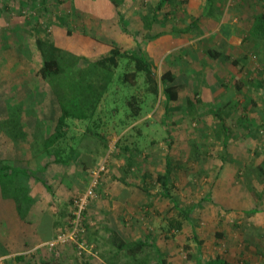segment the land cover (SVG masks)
<instances>
[{
  "label": "rangeland",
  "instance_id": "1",
  "mask_svg": "<svg viewBox=\"0 0 264 264\" xmlns=\"http://www.w3.org/2000/svg\"><path fill=\"white\" fill-rule=\"evenodd\" d=\"M103 1H109L111 6L94 3V6L89 5L92 11L86 15L75 9L72 0H0V148L4 137L11 136L2 123L5 118L3 99L11 94L28 95L30 99V96L53 92L49 83L39 81L37 77L43 61L37 52V39L53 42L57 32H62L63 38L71 41H74V34L82 33L100 44L110 43V35L116 32H128L136 38L131 22L140 15L131 10L134 7L132 0ZM211 1L165 0L162 8L157 10L160 0H141L143 18L148 23H154L155 18L159 22L148 29L144 20V30L137 32L139 41L146 43L157 32L181 40L180 48L172 46L154 66L158 81L163 72L173 70L175 83L184 87L179 101L166 111L161 91L156 98L144 97L142 76L135 85L123 82V74L131 67L126 66L125 60L120 61L111 79L101 70L99 74H89L87 82L104 87L109 82L104 94L105 103L101 102L100 113L97 111L94 118L79 122L80 126H74L73 132L74 120L69 119L70 130L63 140L66 144L79 145L82 138V147L93 154L94 159L97 157L95 163L94 159L90 160L89 183L92 172L107 159L106 172L102 173L95 198L84 213L85 233L78 242L56 248L45 245L26 255L3 254L7 250L0 243V264H157L159 256L152 246L137 255V263L127 253L118 251L107 232L111 228L108 222L115 223L119 236L126 242L151 237L150 241L159 248L165 264H197L198 261L203 264L213 258L229 260L230 264H250L253 254L264 252V226L260 228L262 232L257 233L258 226L254 224L257 220L249 213L255 206L264 208L261 176L264 171L259 174L258 169L264 162V117L259 115L264 112V95H257L254 90L255 85L262 84L264 92V39L261 51L252 37L247 39L245 36L247 32L250 35L255 17L264 13V0ZM109 8L113 18H101ZM121 12L125 18L123 23ZM195 20L197 23L193 25ZM237 40H240L239 48L234 45ZM170 45H173L172 41ZM92 50L93 46L86 53L71 52L82 58L79 62L71 57L61 59V62L69 69L83 68L89 60L106 54L102 49ZM208 50L241 63L246 57L248 59L244 65L240 64V69L233 67L232 59L212 58ZM220 65L223 68L216 71ZM211 75L216 78L212 79ZM246 80L252 85L246 84L245 93L242 90L233 99H228L232 88L238 84L243 86ZM249 90L254 99L245 106L243 100L248 98L246 91ZM131 95L144 101L142 118L149 115L147 124L137 125L139 130L135 131L127 117L130 111L127 98ZM189 99L195 102L194 110L188 106ZM21 103L16 101L7 118L19 113L37 117L36 110L29 107L34 101H27L28 109L19 112ZM214 112L226 120L228 142ZM167 159L173 168L170 189L179 206L169 215L167 212L172 204L160 196L161 186L156 180L157 175L165 171ZM87 163L88 160L83 164L85 171L88 170ZM17 175L14 182L4 179V191L19 203L20 215L34 223L32 214L25 211V191L20 187L22 175L19 172ZM110 184L118 189L130 186L131 192H135L132 201L118 202L111 197L107 191ZM254 194H262L258 205ZM76 197H72L68 205L62 204L60 216L64 218L61 221L64 231L69 227L72 202ZM98 202H101L100 206H110L111 212L117 211V214L109 215V221L104 219V213L101 219H96L98 208L94 205ZM189 210L188 218L184 219L183 211ZM169 218L181 221L182 229H170ZM258 222L263 223V220ZM193 226L201 246L193 238Z\"/></svg>",
  "mask_w": 264,
  "mask_h": 264
},
{
  "label": "crops",
  "instance_id": "2",
  "mask_svg": "<svg viewBox=\"0 0 264 264\" xmlns=\"http://www.w3.org/2000/svg\"><path fill=\"white\" fill-rule=\"evenodd\" d=\"M88 1L91 2V0H78V2L74 4L75 9L87 15L90 11H92L89 5H93L94 3V5H98V3H100V5L107 4L108 6H111L109 1L105 2L103 0H94L91 4H89ZM132 3L134 7L131 10L134 11V13H137V15H140L139 18L138 16H136L134 21L131 22L134 28V34H136V38H134L133 35H129L128 32H116L110 35L112 37L108 39L111 40L110 42L113 41L116 46H119L129 52L137 53L141 50L147 56L148 60L153 64V66H156L158 61L164 58L167 53L170 52L172 46L174 48H180L182 46L181 40L180 38L176 39L172 37L168 33L157 32L156 35H153V38L147 39L146 43H144L145 41H139V35L137 32H139L140 30H144L142 26L144 21L143 15L145 14L141 8V0H132ZM108 11L109 12H107L106 15H104L106 12L101 14L103 15L101 16V18L112 19L113 15L111 9ZM121 15L123 17V21H125L124 14L122 12ZM124 27L128 28L125 23ZM246 34L245 36L247 37V39H249V32H247ZM171 41L173 42V45H170ZM53 42L55 43V45L73 53H86L91 50L92 46L94 48V50L92 51L98 52L100 51V49H102L103 51L106 50V47L102 42V44H100V42L94 41L91 39V37L86 36L82 33L74 34V41H71L64 39L62 32H57V34L53 37ZM238 43H240V40H237V43L234 45L235 47L239 48L240 45H237ZM257 47L262 51L263 46L257 45ZM208 54L215 59H219L220 57H223L228 61L232 59L230 62L233 64V67L239 66L240 69H242L240 64L244 65L246 63V60L248 59V57H246L244 62L241 63L240 60L230 58L229 56H224L215 50H208ZM233 62H237V64ZM222 68L223 66L220 65L216 71H219ZM169 70L173 72V70ZM212 77V79L216 78L215 76ZM219 79H221L220 76ZM247 81L248 80L243 83L245 86L238 84L236 85V88L233 87L228 99L231 97L233 99V96L237 93H241L242 90L243 93H245L246 84H248L249 86L252 85ZM108 83L109 82L105 83L106 86L108 85ZM219 83H222L221 80H219ZM262 89V84L259 89L255 85L254 90H256L255 92L257 95H264ZM246 94L248 95V98L246 100H243L245 106L246 103L251 102V99H254L252 96L254 94H252L250 90L248 92L246 91ZM28 97V95L24 96L20 94H11L8 96V98L3 99V117L6 118L8 112L14 109L16 101H22L21 105L19 106V112L28 109V104H26L27 101H34V104L29 107L36 110L35 112L37 113V117L32 118L27 115H22L21 128L24 133L27 132L29 134H32L34 132L38 135V137L37 139L29 138L28 140H11L4 137L3 145L0 148V160L8 161L13 170H18L19 173H21L22 179H20V187L25 191L24 195L26 198L24 199L25 203H27L25 204V211L32 214V219L35 220V222L32 223L25 219V217H22L20 215L19 206H17L19 205V203L16 201V199L6 195L4 189L2 192V187L0 184V238L2 239V242L0 243L4 248L6 247L7 250V252L3 254L12 253L13 255H26L28 253L38 251L43 246L47 245L49 241L53 240L57 234L64 231L61 224L63 216H60V212L63 211L64 206L62 204L68 205L67 202H69L72 197H76L81 192L85 191V189L88 187L87 185L89 184V174H87V172H91V161L94 159V155L88 153L86 149L82 147L83 139L81 138L79 140V145H75L74 142L66 144L64 141H62L50 147L49 152L54 147H61V149H63V157L72 155L71 151L76 149V151H74L75 153L72 155L73 157L71 158L72 163H70L69 165L54 163L52 155L45 151L44 143L46 138H48L49 135L53 133L55 123L61 115L58 99L53 92L46 95L38 94L35 97L30 96V99ZM105 98L106 97L103 95L101 100L102 103H105ZM35 101L37 103H35ZM39 103H42V105ZM102 103H100L98 107V113H100L101 111ZM248 115L251 116V114ZM259 115L264 117V112H259ZM38 118L42 119V121H44L45 123L39 122L40 128L36 130V122L38 121ZM148 119L149 115L139 119L134 123H131L130 127L132 128L133 126L141 125L142 123L147 124ZM72 120H74L71 126V130L73 132L74 126H80L79 122L82 121L76 119ZM98 125H100V122H98ZM69 130L70 128L69 126H67V128L65 129L66 137L69 133ZM84 132L85 130H82V133ZM67 148H69L70 151H68ZM96 158L94 159V163ZM87 160L88 163L86 167L88 168V170L86 169L85 171L83 164H86ZM263 167L264 162L263 164H261V166L258 167V169L260 170L259 174L261 173V170L263 171ZM261 176L263 177L264 181V174H262ZM106 185H109V183H107ZM46 186L49 187V189L46 188ZM107 191L111 194V197L117 199L118 202H123L126 200L127 203L132 201L131 198L134 197L135 194V192H131L130 186L125 185L123 186V188L118 189L117 187H113V184H110ZM29 200L32 202H30L31 206H29ZM100 205L101 202H98L94 205L98 208L95 210L96 212L94 217L96 219H101L102 214L104 213V219L106 221H109V215L117 214V211L111 212L112 209L110 208V206L106 207ZM114 208H116L117 210V206ZM255 208L256 206L253 209ZM253 209H251V211H253ZM263 209L264 208L257 207V211L255 210V213H251V211H249V213L253 214L252 219L257 220L254 221V224L258 226H256L258 228L257 233L262 232L260 231V228L264 226ZM89 215L91 216V213ZM92 215H94V210ZM262 220L263 223L258 222ZM108 224V226L111 228H109L107 232L111 234V241L114 244L113 232L119 233V231L116 229L114 222H108ZM256 254H258L259 256ZM256 254H253V259L250 258V264H264V252H256ZM2 257L4 256L2 255ZM131 258L134 260V262L137 263V255L131 256ZM226 261L227 264H230L229 260Z\"/></svg>",
  "mask_w": 264,
  "mask_h": 264
},
{
  "label": "trees",
  "instance_id": "3",
  "mask_svg": "<svg viewBox=\"0 0 264 264\" xmlns=\"http://www.w3.org/2000/svg\"><path fill=\"white\" fill-rule=\"evenodd\" d=\"M72 1L74 2V4L78 2V0ZM160 1L161 2L156 8L157 10L162 8L163 1L165 0ZM206 2L209 3L212 1L206 0ZM114 5H116V2H114ZM120 20L123 23L122 16L120 17ZM143 20H145V18H143ZM156 22H159L158 18L154 19V23H148L145 20L144 26L146 25L150 27L148 29H151ZM196 23L197 20H195L192 24L195 25ZM67 34L71 35V32H67ZM249 37H252L257 45H261V41L264 39V13L255 17ZM103 45L106 47V54L98 59L89 60V64L86 67L82 68L80 66L77 69H69L61 62V59L63 60L66 57H71L74 61L79 62L80 59H82L79 55H75L65 49L62 50L61 48L56 47L55 43L53 42H48L41 39L36 40L37 52L41 57H43L42 65L37 72V77L39 78V81H46L51 85L53 93L58 99L61 111V115L55 123L53 133L49 135L48 138H46L44 143V149L47 153L52 155L54 163L64 165H69L71 163L72 155L75 153L74 151H71L72 155L63 157V149H61V147H54L52 149L53 151L50 150V152L49 148L56 145L57 143L62 142L66 138L65 129L68 126L69 119L84 121L89 119L90 117L94 118L101 103L102 97L107 90L106 87L109 86V84L104 87L99 86L98 84H95L91 81L87 82L86 78L89 76V74H93L95 72L98 73V71L101 70L103 72H106L108 79H111L112 73H114L118 69L120 61L125 60L126 66L131 67L130 70L123 74L122 81L131 85H135L138 82L139 77L142 76L144 79L143 83L145 84L144 97L156 98L161 91V94L166 102V111L169 110L171 104L178 102L180 99V93L184 89V87L175 83V76L171 71L167 70L163 72L160 77V81H158L153 64L148 60L147 56L141 50L137 53H132L120 47H117L113 41ZM233 63L237 64V62ZM260 86L256 87L259 89ZM143 102L144 101L141 99V97L139 98V96L137 95H131L127 98V105L130 108L129 114H127V117L130 121L129 123H134L142 118ZM187 103L189 108L191 107L190 109L194 110L196 108L195 102L193 100L189 99L187 100ZM214 115L219 118L221 132L228 142L229 129L226 120H224V118L221 117V114L218 112H214ZM21 118L22 115L20 113L12 114L9 115L8 118H4V121L2 123L7 126V129L9 131L8 133L11 135L9 138L12 140L27 139L30 137L37 139V134H35L33 137L32 134L27 133L26 138H23L25 134L21 128ZM39 122L44 123L42 119L38 118V121L36 122V130L40 128ZM138 127L139 126L135 125L131 129L134 131L139 130ZM90 132H92L93 134H97L98 137H101L100 134L92 130ZM262 169L264 171V167ZM172 170L173 168L171 162L169 159H167L165 171L158 174L156 177L157 182L161 186L160 196L164 199H167L172 204L171 210L167 212L168 215L173 210H178L179 208L177 199L172 194L170 189L171 183H173ZM18 172V170H13L11 168L8 161L0 160V184L2 187V192L4 189V186L2 184L4 179H11L10 181L14 182ZM46 188L49 189V187L47 186ZM147 196L152 197V195L149 193H147ZM253 198L255 204L258 205L262 198V194H254ZM255 210L257 211V207L253 209L251 213H255ZM189 213L190 210L183 211L182 214L184 216V219L188 218ZM182 225L183 224L181 221H178L175 218H169L170 229H177L180 231L183 227ZM70 227L71 215L68 229ZM113 236L114 245L116 246L118 251H124L130 256H136L139 253L143 252L147 246H152L156 249V252L159 256L157 264H165V260L163 259L159 248L155 243L150 241L151 237L147 236L143 240L126 242L119 236L117 232H113ZM193 238L197 241L199 246H201L202 242L198 239L196 231L194 230V226ZM16 259L19 260L20 257H16ZM197 264H202V262L198 261ZM203 264H227V261L221 258H213Z\"/></svg>",
  "mask_w": 264,
  "mask_h": 264
},
{
  "label": "built area",
  "instance_id": "4",
  "mask_svg": "<svg viewBox=\"0 0 264 264\" xmlns=\"http://www.w3.org/2000/svg\"><path fill=\"white\" fill-rule=\"evenodd\" d=\"M107 159H105L92 172V179L84 191L78 195L72 202L71 207V227L55 236V238L47 243L50 248L66 245L69 243L78 242L81 236L85 233L84 213L87 210L90 202L95 198V191L98 188L102 173L106 172Z\"/></svg>",
  "mask_w": 264,
  "mask_h": 264
}]
</instances>
